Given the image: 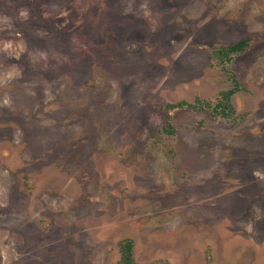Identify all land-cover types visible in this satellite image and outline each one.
I'll use <instances>...</instances> for the list:
<instances>
[{"label":"rangeland","instance_id":"1","mask_svg":"<svg viewBox=\"0 0 264 264\" xmlns=\"http://www.w3.org/2000/svg\"><path fill=\"white\" fill-rule=\"evenodd\" d=\"M127 243L264 264V0H0V264Z\"/></svg>","mask_w":264,"mask_h":264},{"label":"trees","instance_id":"2","mask_svg":"<svg viewBox=\"0 0 264 264\" xmlns=\"http://www.w3.org/2000/svg\"><path fill=\"white\" fill-rule=\"evenodd\" d=\"M246 44H247V41H240V42H238V43H236V44H233L232 46H230V47H228L227 49H220L219 50V53H222L223 55H228V54H232V53H237V52H241V51H243L244 50V47L246 46ZM234 93V91L233 90H230V91H228V92H226V93H224V94H222V96H223V102L226 104V105H223V106H226V108H229L230 107V105H229V103H228V97L229 96H231L232 94ZM226 108H225V110H226ZM224 109V108H223ZM216 109L214 108V111H215ZM218 110V109H217ZM216 110V111H217ZM219 114L221 115V116H227L226 114H225V111H219ZM130 244L129 243H127L126 245H125V247H124V264H134V263H132V261H131V256L129 255V253H131L130 252Z\"/></svg>","mask_w":264,"mask_h":264}]
</instances>
